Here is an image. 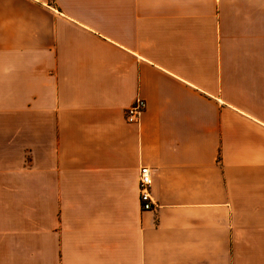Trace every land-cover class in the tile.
<instances>
[{
    "label": "crops",
    "instance_id": "obj_1",
    "mask_svg": "<svg viewBox=\"0 0 264 264\" xmlns=\"http://www.w3.org/2000/svg\"><path fill=\"white\" fill-rule=\"evenodd\" d=\"M0 264H264V0H0Z\"/></svg>",
    "mask_w": 264,
    "mask_h": 264
},
{
    "label": "built area",
    "instance_id": "obj_2",
    "mask_svg": "<svg viewBox=\"0 0 264 264\" xmlns=\"http://www.w3.org/2000/svg\"><path fill=\"white\" fill-rule=\"evenodd\" d=\"M145 109V103L141 99H136L132 105L126 109L125 118L128 123H137L140 115ZM148 167H141L138 170V195L139 202L143 210H152L154 203L150 195L151 175Z\"/></svg>",
    "mask_w": 264,
    "mask_h": 264
}]
</instances>
